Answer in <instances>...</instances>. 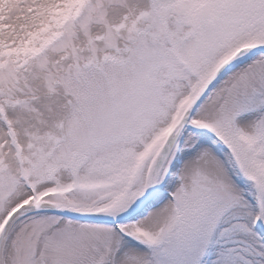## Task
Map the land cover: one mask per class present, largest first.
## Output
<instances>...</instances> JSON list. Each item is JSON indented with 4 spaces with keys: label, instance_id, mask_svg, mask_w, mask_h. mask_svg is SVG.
<instances>
[{
    "label": "snow or ice",
    "instance_id": "1",
    "mask_svg": "<svg viewBox=\"0 0 264 264\" xmlns=\"http://www.w3.org/2000/svg\"><path fill=\"white\" fill-rule=\"evenodd\" d=\"M0 264H264V0H0Z\"/></svg>",
    "mask_w": 264,
    "mask_h": 264
}]
</instances>
